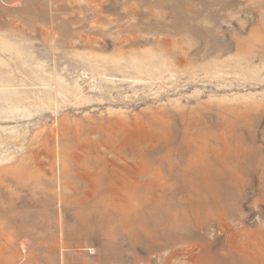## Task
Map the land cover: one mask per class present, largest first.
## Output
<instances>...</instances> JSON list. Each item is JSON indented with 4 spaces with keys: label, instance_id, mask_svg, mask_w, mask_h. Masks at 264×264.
Masks as SVG:
<instances>
[{
    "label": "rangeland",
    "instance_id": "1",
    "mask_svg": "<svg viewBox=\"0 0 264 264\" xmlns=\"http://www.w3.org/2000/svg\"><path fill=\"white\" fill-rule=\"evenodd\" d=\"M0 263L264 264V0H0Z\"/></svg>",
    "mask_w": 264,
    "mask_h": 264
},
{
    "label": "bare ground",
    "instance_id": "2",
    "mask_svg": "<svg viewBox=\"0 0 264 264\" xmlns=\"http://www.w3.org/2000/svg\"><path fill=\"white\" fill-rule=\"evenodd\" d=\"M181 175H182V174H181ZM94 182H95V181H94ZM148 182H149V183H148ZM187 182H188V180H187ZM151 183H152V182H150V181H147V182L145 181L144 184L139 183V186H141V187H145V186H146V187H147V191L152 192V193H153L154 191H155V192H156V191H159L160 188H158V186L155 187L154 184H153V183L151 184ZM191 183H192V182H191ZM123 185H124V184H123ZM209 185H210V184H209ZM111 186H112V185H111ZM115 186H117V185H115ZM125 186H126V185H125ZM131 186H134V184L131 183ZM91 187H92V186H91ZM93 187H94V186H93ZM93 187H92V188H93ZM113 187H114V186H113ZM135 187H137V186H135ZM89 188H90V187H89ZM92 188H91V189H92ZM115 188H116V187H115ZM115 188H114V189H115ZM110 189H111V188H110ZM191 189H193V188H191ZM116 190H117V188H116ZM95 191H96V190H95ZM110 191H111V190H110ZM113 191H114V190H113ZM96 192H97V191H96ZM114 192H115V191H114ZM118 193H120V192H118V190H117V193H116V194L112 193V194H114V195L111 196V197H113V198H112L113 201H112V203H111V205H112L113 207H112L111 210H113V208H114V211H115V212L117 211L116 213H118V210H119V212H124V213H128V214H129V212H128L129 209H132V213H133V209H134V212H136V211H135V208H136V207H135L134 205H132V204H131L130 206L126 207V208L122 207V208H123V211H122L121 209H119V208H115V207L117 206V204H118L117 201H116V195H117ZM146 193H147V192H146ZM96 194H97V193H96ZM96 194H95V196H96ZM110 194H111V193H110ZM153 194H155V193H153ZM90 195H91V194H90ZM92 195H93V194H92ZM93 197H94V196H93ZM101 197H102V196H101ZM119 197H120V196H119ZM109 198H110V197H109ZM114 198H115V199H114ZM120 198H121V197H120ZM110 199H111V198H110ZM98 200H100V199H98ZM168 200H169V199H168ZM102 201H103V200H102ZM111 205H110V206H111ZM119 205H120V204H119ZM119 205H118V206H119ZM108 206H109V205H108ZM133 206H134V208H133ZM117 209H118V210H117ZM124 209H125V210H124ZM114 211H112V212H114ZM113 215H114V214H113ZM113 219H114V218H112V220H113ZM16 235H17V234H16ZM143 235H144V234H143ZM11 240H12V239H11ZM69 245H70V244H69ZM11 257H12L13 260H15V263L22 259V257H21L20 255H18L17 253H14L13 251H11ZM31 259H32V258H31V256H30V257H29V260H31ZM9 261H10V260H9ZM4 262H5V261H4ZM13 263H14V262H13ZM0 264H1V263H0ZM37 264H38V263H37Z\"/></svg>",
    "mask_w": 264,
    "mask_h": 264
}]
</instances>
